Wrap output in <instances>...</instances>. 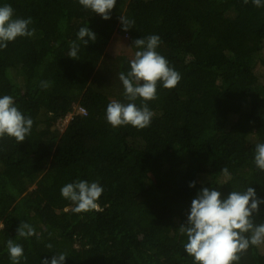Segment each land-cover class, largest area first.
Returning a JSON list of instances; mask_svg holds the SVG:
<instances>
[{"label":"trees","instance_id":"trees-1","mask_svg":"<svg viewBox=\"0 0 264 264\" xmlns=\"http://www.w3.org/2000/svg\"><path fill=\"white\" fill-rule=\"evenodd\" d=\"M4 4L14 17H31L35 33L0 50V96L11 95L33 120L23 142L0 139V264H11L8 239L24 249L20 264L55 253L67 255L63 264H193L179 225L201 187L222 198L252 187L264 200V171L253 163L255 144L264 142V7L251 0H117L105 20L78 0ZM120 16L135 21L126 32ZM84 26L96 40L77 41L73 59L69 45ZM115 32L135 51L134 39L159 35L157 52L181 74L174 88L158 83L157 99L147 102L154 116L143 129L113 128L105 119L111 100L128 103L119 73L130 70L133 56L111 52ZM77 105L85 115L73 112L62 132L52 128ZM78 179L103 187L100 211H71L60 188ZM259 208L256 224L264 223V203ZM44 209L52 213L47 221ZM21 221L36 235L17 237ZM239 264H264V244L250 246Z\"/></svg>","mask_w":264,"mask_h":264},{"label":"clouds","instance_id":"clouds-1","mask_svg":"<svg viewBox=\"0 0 264 264\" xmlns=\"http://www.w3.org/2000/svg\"><path fill=\"white\" fill-rule=\"evenodd\" d=\"M247 4L249 0H242ZM256 7H264V0H251ZM86 10H91L109 19L111 10L117 0H78ZM122 29L126 32L133 27L135 21L120 16ZM31 17H14V9L9 4L0 6V50L17 37H31L35 29H29ZM84 37H88L87 40ZM96 34L88 26L80 27L76 40L70 42L68 56L78 58L80 43L86 45L95 42ZM162 43L161 37L151 34L134 39L132 45L137 49L129 60L130 70L119 73V80L124 88V96L128 103L111 100L105 109V119L113 127L131 125L137 129L149 127L154 116L147 102L157 99V85L171 89L181 80V74L169 64V61L157 52ZM49 81H41L42 88L50 87ZM141 104L137 106V99ZM33 120L23 114L11 95L0 96V139L15 138L17 144L23 142L30 134ZM253 163L264 171V142H257L254 148ZM222 172L230 179L225 167ZM191 181L189 187H194ZM104 189L98 181L88 182L76 180L66 183L60 188L61 196L73 205L74 213L100 211L97 203ZM264 200L257 198L254 188L247 187L243 192L231 191L225 198L215 188L201 187L191 201L186 220L179 225V232L186 237L183 244L185 252L193 257V264H239L241 255L250 246L264 244V223L256 224L253 219L259 213V205ZM5 225L0 223V230ZM36 235L35 228L28 222L21 221L16 229V236L27 239ZM52 249L51 243L46 244ZM6 249L11 264H20L24 256L21 244L13 239L6 241ZM64 253H55L51 259H42L40 264H63Z\"/></svg>","mask_w":264,"mask_h":264},{"label":"rangeland","instance_id":"rangeland-1","mask_svg":"<svg viewBox=\"0 0 264 264\" xmlns=\"http://www.w3.org/2000/svg\"><path fill=\"white\" fill-rule=\"evenodd\" d=\"M182 38H186L185 35H183ZM114 40L115 42L113 44H111V52L113 53H118V54H127L129 56H134L135 53V49L133 48V46H131L128 43V37L125 34H120L118 32L114 33ZM121 44V45H120ZM76 109L75 107L73 108L72 112H75ZM67 120H61L60 118L57 119V121L55 122V124L53 125L52 128H56L58 130V132H62V130L64 129V127L67 124ZM156 212L159 216V218L164 222L167 223L168 222V218L165 212H163L159 207H155ZM42 218H44V221H47L48 219L51 218L52 213L48 210V209H44L40 212Z\"/></svg>","mask_w":264,"mask_h":264},{"label":"built area","instance_id":"built-area-1","mask_svg":"<svg viewBox=\"0 0 264 264\" xmlns=\"http://www.w3.org/2000/svg\"><path fill=\"white\" fill-rule=\"evenodd\" d=\"M75 109L77 113H80L82 115L86 114V109L83 106L77 105L75 106ZM73 112H68L64 116L60 117L61 120H67L69 121L72 118Z\"/></svg>","mask_w":264,"mask_h":264}]
</instances>
